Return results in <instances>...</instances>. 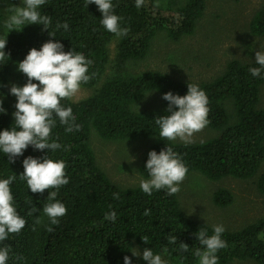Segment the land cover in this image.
<instances>
[{"label":"trees","instance_id":"trees-1","mask_svg":"<svg viewBox=\"0 0 264 264\" xmlns=\"http://www.w3.org/2000/svg\"><path fill=\"white\" fill-rule=\"evenodd\" d=\"M9 1L16 0H0V38L6 37V21L17 7ZM206 1L145 0L144 6L137 8L135 0H112L115 14L122 17L121 27L130 29L126 36L117 37L100 23L102 13L95 3L86 6V0H46L39 11L51 18L48 30H43L42 24H27L20 31H9L4 50L10 56L0 61V94L6 109L0 113V131L15 123L17 97L10 94V88L5 89L9 84L23 86L27 82L26 75L18 70V62L30 49L58 40L64 51L81 52L93 63L88 69L91 79L81 85L89 90L88 96L61 101L72 108L80 130L66 132V126L57 119L52 139L62 145L60 149L41 151L29 145L14 163L0 150V179L16 176L10 185L14 205L27 221L20 233L9 234L0 242V247L11 246L8 264H124L125 256L132 259V264H147L142 258L146 247L160 254L167 264H198L193 253L202 246L196 233L206 229L211 235L214 227L189 216L177 193L169 195L162 189L148 195L140 185L123 187L114 183L97 163L90 141L92 131L106 140L148 141L138 166L144 178H149L145 168L148 153H159L171 146L188 167L187 174L199 172L215 182L229 177L250 180L255 191L264 196V107L259 106L264 71L259 77L252 76L249 69L258 67L255 58H231L223 70L200 81L175 79L169 72L157 69L136 68L153 53L158 39L179 43L193 35ZM58 22H67L69 28L57 30ZM247 27L251 36L264 37V6L251 15ZM53 32L56 36L50 35ZM178 59L183 66L188 65L186 56ZM188 83L206 92L210 109L207 129L212 133L190 143L162 139L155 121L158 116L170 114L169 102L163 107L140 109L141 101L150 91L185 95ZM45 155L67 164L69 183L57 195L67 214L59 218L57 225H51L43 212L49 202L48 191L55 189L32 193L27 182L20 179L26 157ZM114 193H119L118 199H114ZM232 200L233 194L226 188L218 187L211 194L212 203L223 209ZM33 207L36 211L28 215ZM146 209L149 215H144ZM110 211L117 213L115 221L105 219ZM37 219L41 222L36 223ZM49 226L53 231L47 230ZM172 235L177 237L175 244L168 242ZM143 236L149 237L148 244L143 242ZM222 239L227 247L218 251V264L244 259L264 264V215L238 229L225 230ZM181 242L189 245L187 252L180 249ZM134 248L140 256H133ZM16 256L23 259L17 260Z\"/></svg>","mask_w":264,"mask_h":264},{"label":"clouds","instance_id":"clouds-1","mask_svg":"<svg viewBox=\"0 0 264 264\" xmlns=\"http://www.w3.org/2000/svg\"><path fill=\"white\" fill-rule=\"evenodd\" d=\"M46 0H23V6L11 10L5 27L9 33L15 29L20 31L27 24L43 25V30H48L52 21L47 15H42L39 8ZM95 3L102 13L100 23L110 33L117 37L126 36L130 29L121 27L122 17L115 14L112 0H86V6ZM145 0H135L137 8L144 6ZM159 6L158 4L156 5ZM67 30L69 24L57 23L56 29ZM50 34V33H49ZM7 35L0 38V61L10 54L5 52ZM51 36H56L51 33ZM93 63L81 52L73 49L64 51V45L58 40H49L40 49L33 47L26 57L18 62V70L26 75L27 82L23 86L12 84L10 94L17 97L16 111L13 113L15 123L10 129L0 131V150L6 154L10 162L23 155L29 145L36 150L55 151L62 145L52 139V130L56 127L57 119L61 125H65L66 132L79 131L80 125L75 123L76 117L71 107H65L61 101L73 99L80 92L81 85L87 83L91 76L88 73L89 66ZM255 63L258 67H251L252 76L259 77L264 71V51H256ZM33 81H37L33 82ZM167 100L170 114L158 116L155 123L159 126V135L162 139L176 141L177 139L190 143L192 137L202 131L209 123V100L206 92L197 84L188 83V91L185 95L173 94L171 91L163 95ZM6 112L3 107V94H0V113ZM65 150H69L65 146ZM24 171L20 176L25 180L28 189L32 193H44L48 191L47 200L43 212L49 218L51 225L59 224V218L67 214L64 203L57 199L58 191L69 183L66 175L67 164L64 160L52 159L45 155L43 158L28 156L23 160ZM145 168L148 170L149 179H142L140 187L142 191L151 195L153 190L166 189L169 195L180 191L179 185L184 181L188 173V167L181 156L171 146L165 147L159 153L151 150L148 153ZM16 180L15 175L6 179H0V242L8 239L9 234H18L25 227L27 221L22 217L14 205V197L10 185ZM114 199L119 198V193L113 194ZM36 211L33 207L28 215ZM145 210L144 215H149ZM106 220L115 221L117 213L110 211L105 214ZM41 221L37 219L36 223ZM49 232L53 228H47ZM225 227L222 224L214 226L213 234L209 235L206 229H200L196 233L197 240L202 247L194 251L198 258V264H218V251L227 247V242L222 239ZM142 240L148 244L149 237L143 236ZM175 235L168 237L170 244H175ZM180 249L187 252L189 245L180 243ZM11 246L0 247V264H8ZM133 256H140L138 251H132ZM142 258L147 264H167L160 254H154L153 250L146 247ZM17 260L23 257L16 256ZM124 264H132L129 256L124 257Z\"/></svg>","mask_w":264,"mask_h":264},{"label":"rangeland","instance_id":"rangeland-1","mask_svg":"<svg viewBox=\"0 0 264 264\" xmlns=\"http://www.w3.org/2000/svg\"><path fill=\"white\" fill-rule=\"evenodd\" d=\"M9 2L17 7L23 6V0ZM262 6L264 0H207L203 16L193 35L183 38L179 43H164V40L158 39L153 45V53L149 54L146 62L136 67L137 70L157 69L169 72L175 79L200 81L223 70L225 63L231 58H255L256 51H264V37L251 36L247 23L251 15ZM112 47L111 45V52ZM179 56H186L188 65L183 66ZM9 85L5 90L10 88ZM88 94V89L81 88L73 100L84 98ZM166 102L163 95L150 91L146 93L139 107H163ZM259 106L264 107V85ZM211 133L206 126L192 137V141L202 140ZM90 141L97 163L114 183L130 187L140 185L142 179L150 178H144L138 172L148 141L106 140L95 131L91 132ZM179 187L177 196L186 213L213 227L222 224L225 230L238 229L264 215V196L255 191L250 180L229 177L215 182L199 172H191ZM218 187L226 188L233 194L232 202L224 209L215 206L211 201V194ZM133 251L140 252L135 248ZM229 264L257 263L244 259L234 260Z\"/></svg>","mask_w":264,"mask_h":264}]
</instances>
